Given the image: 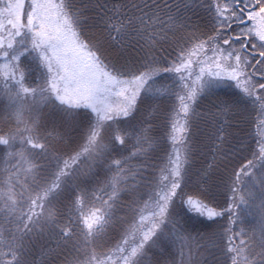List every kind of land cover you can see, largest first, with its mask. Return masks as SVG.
<instances>
[{"label": "snow or ice", "instance_id": "6c2138e0", "mask_svg": "<svg viewBox=\"0 0 264 264\" xmlns=\"http://www.w3.org/2000/svg\"><path fill=\"white\" fill-rule=\"evenodd\" d=\"M0 264H264V0H0Z\"/></svg>", "mask_w": 264, "mask_h": 264}]
</instances>
